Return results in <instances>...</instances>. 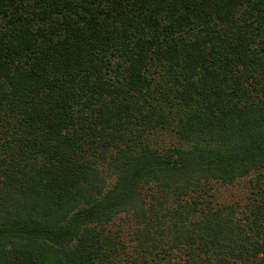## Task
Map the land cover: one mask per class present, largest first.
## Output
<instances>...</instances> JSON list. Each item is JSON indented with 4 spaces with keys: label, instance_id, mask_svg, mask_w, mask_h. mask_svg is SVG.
Returning <instances> with one entry per match:
<instances>
[{
    "label": "trees",
    "instance_id": "16d2710c",
    "mask_svg": "<svg viewBox=\"0 0 264 264\" xmlns=\"http://www.w3.org/2000/svg\"><path fill=\"white\" fill-rule=\"evenodd\" d=\"M0 264H264V0H0Z\"/></svg>",
    "mask_w": 264,
    "mask_h": 264
},
{
    "label": "rangeland",
    "instance_id": "374dc122",
    "mask_svg": "<svg viewBox=\"0 0 264 264\" xmlns=\"http://www.w3.org/2000/svg\"><path fill=\"white\" fill-rule=\"evenodd\" d=\"M160 143L163 146H167L169 144H173L175 142L174 136H172V134H163L159 137ZM241 189L242 187H240V185H234L230 188H228V190H223L222 191V196L224 197V199H229L231 197H237L240 193H241Z\"/></svg>",
    "mask_w": 264,
    "mask_h": 264
}]
</instances>
